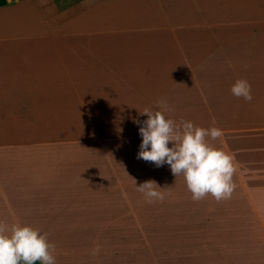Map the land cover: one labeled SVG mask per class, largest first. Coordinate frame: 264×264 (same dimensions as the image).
Returning a JSON list of instances; mask_svg holds the SVG:
<instances>
[{"label":"crops","instance_id":"1","mask_svg":"<svg viewBox=\"0 0 264 264\" xmlns=\"http://www.w3.org/2000/svg\"><path fill=\"white\" fill-rule=\"evenodd\" d=\"M160 101L223 130L230 199L137 158ZM0 105V221L47 233L56 264H264V0H5Z\"/></svg>","mask_w":264,"mask_h":264},{"label":"clouds","instance_id":"2","mask_svg":"<svg viewBox=\"0 0 264 264\" xmlns=\"http://www.w3.org/2000/svg\"><path fill=\"white\" fill-rule=\"evenodd\" d=\"M231 93L237 98L251 102L252 86L246 79H238L231 87ZM163 109L153 111L145 108L139 115L147 119L139 124L142 137L138 159L153 163L156 167L170 166L174 176H183L194 201L211 195L216 201L232 197L236 188L233 176L236 171L234 157L208 142L224 136L219 127L203 128L191 121L179 123L166 118L171 111L169 106L158 102ZM215 121H213V125ZM172 142V147H169ZM153 180H147L137 186L148 203L163 201L166 193ZM98 249L93 250V254ZM55 244L49 242L47 233L30 225H9L0 221V264H56Z\"/></svg>","mask_w":264,"mask_h":264},{"label":"rangeland","instance_id":"3","mask_svg":"<svg viewBox=\"0 0 264 264\" xmlns=\"http://www.w3.org/2000/svg\"><path fill=\"white\" fill-rule=\"evenodd\" d=\"M0 1H5V0H0ZM1 110L3 111V106H1V105H0V114H1ZM6 117H10V115H9V114H7V116H6ZM11 117H13L14 119H16V118H17L16 116H12V115H11ZM7 120H8V119H7ZM4 128L6 129V127H4ZM14 129L16 130V129H17V126H15V127H14Z\"/></svg>","mask_w":264,"mask_h":264},{"label":"trees","instance_id":"4","mask_svg":"<svg viewBox=\"0 0 264 264\" xmlns=\"http://www.w3.org/2000/svg\"><path fill=\"white\" fill-rule=\"evenodd\" d=\"M4 1H0V4H2Z\"/></svg>","mask_w":264,"mask_h":264}]
</instances>
